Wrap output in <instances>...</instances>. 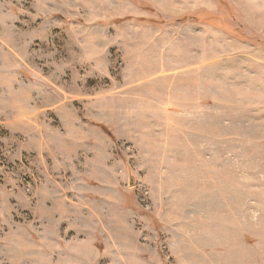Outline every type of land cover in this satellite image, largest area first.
Masks as SVG:
<instances>
[{"label":"rangeland","instance_id":"1","mask_svg":"<svg viewBox=\"0 0 264 264\" xmlns=\"http://www.w3.org/2000/svg\"><path fill=\"white\" fill-rule=\"evenodd\" d=\"M206 1L0 0V264H264V0Z\"/></svg>","mask_w":264,"mask_h":264},{"label":"crops","instance_id":"2","mask_svg":"<svg viewBox=\"0 0 264 264\" xmlns=\"http://www.w3.org/2000/svg\"><path fill=\"white\" fill-rule=\"evenodd\" d=\"M207 2H209L210 3V7H212V5H211V1L210 0H207L205 3H207ZM197 2L195 1V4H196ZM212 3H213V1H212ZM147 49V48H146Z\"/></svg>","mask_w":264,"mask_h":264}]
</instances>
